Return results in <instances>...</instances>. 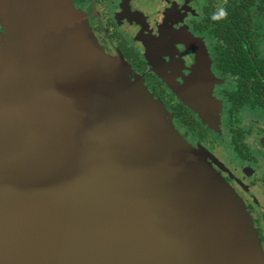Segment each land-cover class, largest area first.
I'll list each match as a JSON object with an SVG mask.
<instances>
[{
	"label": "water",
	"instance_id": "1",
	"mask_svg": "<svg viewBox=\"0 0 264 264\" xmlns=\"http://www.w3.org/2000/svg\"><path fill=\"white\" fill-rule=\"evenodd\" d=\"M0 17V264H264L242 200L74 0Z\"/></svg>",
	"mask_w": 264,
	"mask_h": 264
},
{
	"label": "flooded vegetation",
	"instance_id": "2",
	"mask_svg": "<svg viewBox=\"0 0 264 264\" xmlns=\"http://www.w3.org/2000/svg\"><path fill=\"white\" fill-rule=\"evenodd\" d=\"M260 1L249 8L243 0L74 3L103 49L129 68L131 79L143 81L165 105L172 127L242 200L264 251V2ZM235 6L248 14L244 26L229 12ZM224 19L230 26L222 25L223 30L219 22ZM166 80L181 88L184 96L190 93L188 98L195 94L196 99L209 100L213 126Z\"/></svg>",
	"mask_w": 264,
	"mask_h": 264
},
{
	"label": "trees",
	"instance_id": "3",
	"mask_svg": "<svg viewBox=\"0 0 264 264\" xmlns=\"http://www.w3.org/2000/svg\"><path fill=\"white\" fill-rule=\"evenodd\" d=\"M244 2H246L243 6L246 7V8H249L251 7L256 1H260V0H243ZM252 2V3H249V2ZM260 2H264V0H261ZM264 5V3H263ZM210 11H211V7L209 8ZM238 7L235 6L234 8H232L233 11H229L230 13L233 12L234 14V18L235 19H241L240 23L242 26H244L246 24V22L243 23L244 20H246V17H248V14L244 11H237ZM221 22H219V25L221 26V28L224 30L223 26L227 29L228 26H230V23L227 21V19H224V20H220ZM235 24H237V21H235ZM206 27H210L212 25V22H211V17H209L207 20H206ZM223 25V26H222ZM226 39H229V38H226Z\"/></svg>",
	"mask_w": 264,
	"mask_h": 264
},
{
	"label": "rangeland",
	"instance_id": "4",
	"mask_svg": "<svg viewBox=\"0 0 264 264\" xmlns=\"http://www.w3.org/2000/svg\"><path fill=\"white\" fill-rule=\"evenodd\" d=\"M0 26L3 27L2 24H1V17H0ZM3 29H4V28H3ZM0 32H2V31H0ZM2 33H3V32H2Z\"/></svg>",
	"mask_w": 264,
	"mask_h": 264
}]
</instances>
